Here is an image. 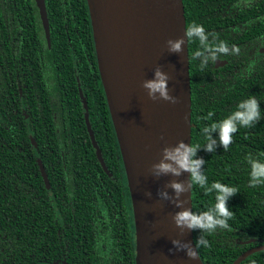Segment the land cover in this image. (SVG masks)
Here are the masks:
<instances>
[{"label":"trees","instance_id":"1","mask_svg":"<svg viewBox=\"0 0 264 264\" xmlns=\"http://www.w3.org/2000/svg\"><path fill=\"white\" fill-rule=\"evenodd\" d=\"M51 47L35 0H0V264H137L131 194L101 81L87 0H45ZM187 26L217 33L238 55L204 70L188 43L192 145L206 144L203 127L226 118L249 96L261 120L240 128L227 151L201 149L208 183L238 188L228 202L230 229L206 235L204 264H233L264 245V185L249 186L246 157L264 153V0H183ZM78 80L86 104L81 101ZM104 161L92 145L85 112ZM213 112L211 119L207 117ZM218 139V134H213ZM39 158L50 182L46 186ZM264 159V158H262ZM193 212L215 193L192 188ZM200 235L194 231V239ZM241 264H264V251Z\"/></svg>","mask_w":264,"mask_h":264},{"label":"water","instance_id":"2","mask_svg":"<svg viewBox=\"0 0 264 264\" xmlns=\"http://www.w3.org/2000/svg\"><path fill=\"white\" fill-rule=\"evenodd\" d=\"M40 19L51 47L50 24L45 0H35ZM93 39L101 81L123 158L131 194L137 264H204L190 260L184 252L177 251L172 240L180 239L195 246L194 231L183 236L171 217L177 209L167 201H160L157 192L172 180L187 181L190 174L179 178L150 175L152 164L159 162L166 146L183 141L192 143V91L189 47L185 41L183 52L169 53L166 41L183 38L187 27L183 0H87ZM264 50V49H263ZM226 61H217L216 68ZM161 66L171 79L170 94L179 98L173 105L163 100L152 101L141 87L144 80L154 76L153 69ZM105 70V71H104ZM106 72V73H105ZM107 76L113 78L118 101L112 99ZM81 101L86 104L84 91L78 80ZM121 119V124L119 123ZM85 120L92 145L103 170L110 175L102 152L96 141L88 111ZM163 137V139H161ZM46 186L51 193L50 182L39 158ZM172 195L171 189L167 190ZM151 192V199L145 196ZM185 208L193 211L192 189L181 196ZM198 251V250H197ZM264 251V245L242 254L233 264H241L249 256Z\"/></svg>","mask_w":264,"mask_h":264},{"label":"clouds","instance_id":"3","mask_svg":"<svg viewBox=\"0 0 264 264\" xmlns=\"http://www.w3.org/2000/svg\"><path fill=\"white\" fill-rule=\"evenodd\" d=\"M187 43L198 42V48L193 53V59L199 60L200 70H204L209 61L215 63L222 55H238L239 48L236 45L229 47L227 41L221 40L219 34L208 33L201 24L195 22L185 28L183 38L166 41V47L169 53L179 54L183 52V45ZM154 76L150 80H144L141 87L146 91L147 96L152 101L163 100L173 105L179 103V98L170 94L168 81L171 77L165 73L161 66L153 69ZM213 112H209L207 117L202 119H211ZM261 120V108L259 101L255 96H249L242 100L236 109L226 118L213 122L203 127L201 134L206 140L203 148L199 144L188 145L183 141L175 146H166L161 151L159 162L151 165L149 173L154 178L171 176L181 177L184 173H189V179L185 182L179 179L168 181L162 189L157 192L160 201H167L177 209H182L172 215L171 219L175 226L180 229V235L183 236L186 231H198L200 235L195 241V246L183 242L180 239L172 240V244L177 251L185 253L188 259H198V249L209 247V241L206 235L213 234L217 229H230L228 223L234 216L229 209V200L238 194V188L228 186L219 181L208 183V177L204 174L203 168L205 160L197 158V153L203 149L207 153H213L217 147H222L224 151L229 149L233 143V136L240 128H251ZM218 134V139L213 138V134ZM163 139V137H161ZM264 153H259L257 157L249 155L246 161L250 166L249 186L257 187L264 185ZM194 186L204 189V193H215V202L206 211L193 212L185 208V201L181 196L191 191ZM171 189L172 195L167 191ZM145 196L151 199V192H146Z\"/></svg>","mask_w":264,"mask_h":264},{"label":"bare ground","instance_id":"4","mask_svg":"<svg viewBox=\"0 0 264 264\" xmlns=\"http://www.w3.org/2000/svg\"><path fill=\"white\" fill-rule=\"evenodd\" d=\"M105 71V70H104ZM106 73V72H105ZM108 83H109V89H110V92H111V95H112V99L115 101V103H117L118 101V94H117V91H116V85H115V81L113 78H109L106 74V79H105ZM121 119L119 118V123L121 124Z\"/></svg>","mask_w":264,"mask_h":264},{"label":"flooded vegetation","instance_id":"5","mask_svg":"<svg viewBox=\"0 0 264 264\" xmlns=\"http://www.w3.org/2000/svg\"><path fill=\"white\" fill-rule=\"evenodd\" d=\"M256 1H258V0H249V3H250V4H254V2H256ZM263 49H264V47H263ZM263 49H262V52L264 51ZM217 61H220V60H217ZM217 61H216V62H217ZM226 64H227V62H226ZM226 64H225V65H226ZM225 65H224V66H225ZM224 66H222V67H224ZM215 68H216V63H215ZM219 68H221V67H219ZM216 69H217V68H216Z\"/></svg>","mask_w":264,"mask_h":264}]
</instances>
